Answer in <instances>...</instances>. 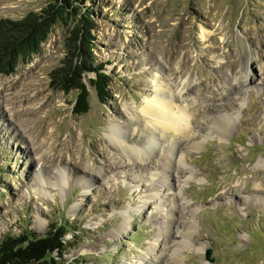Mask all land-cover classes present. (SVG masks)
I'll return each mask as SVG.
<instances>
[{"label": "rangeland", "instance_id": "obj_1", "mask_svg": "<svg viewBox=\"0 0 264 264\" xmlns=\"http://www.w3.org/2000/svg\"><path fill=\"white\" fill-rule=\"evenodd\" d=\"M69 3L0 0V18L50 23L28 61L0 72V237L66 221L65 257L84 264H152L155 244L163 264H264V0ZM88 67L108 96L89 86L78 114ZM158 85L194 111L184 176L160 173L183 132L141 111ZM112 125L130 146L162 141L128 160Z\"/></svg>", "mask_w": 264, "mask_h": 264}, {"label": "trees", "instance_id": "obj_2", "mask_svg": "<svg viewBox=\"0 0 264 264\" xmlns=\"http://www.w3.org/2000/svg\"><path fill=\"white\" fill-rule=\"evenodd\" d=\"M63 0V5H69ZM62 8V7H61ZM48 16L32 14L22 20L12 21L0 18V72H14L19 60L28 61L46 41L49 33ZM84 71L96 73L95 78H76L73 86L79 91L74 112L78 114L89 110V86L94 87L98 96L104 100L108 96L107 75L100 69L85 68ZM68 222H51L44 234L25 229L18 234H4L0 237V264H84L82 257L68 259L65 255L73 247L67 239Z\"/></svg>", "mask_w": 264, "mask_h": 264}, {"label": "bare ground", "instance_id": "obj_3", "mask_svg": "<svg viewBox=\"0 0 264 264\" xmlns=\"http://www.w3.org/2000/svg\"><path fill=\"white\" fill-rule=\"evenodd\" d=\"M159 70V69H158ZM159 72V71H158ZM157 72L156 77L158 78L156 82L158 84H161V81L159 82V73ZM161 75V72H160ZM157 85V83H155ZM159 85L156 86L157 92L153 95V97L147 99L141 108V111L145 114H148L150 123L159 129L163 134L165 135V131H181L183 132L184 139L183 140H177L173 145L170 147V151L168 152V156L166 161L164 162L163 167L160 170V173L162 172H169L170 170L175 169L177 172H182L183 176L191 171L188 167H182L181 169L177 168V159L176 156L179 153L183 152L185 148L188 147L189 141L188 137L190 136V133H192V126L195 124L193 121L194 111L192 112L189 108L185 107L183 109H175L176 105L174 104L172 96L169 97V94L172 92L171 87L167 86L165 88H160L158 91ZM175 95V94H174ZM172 98V99H171ZM29 110L33 111L35 114H39V109L36 108H30ZM202 111V110H201ZM203 112V111H202ZM200 112L199 114H202ZM117 125H112L110 127V132L108 135L112 140L117 141L119 144L122 145V154L124 157H126L128 160L133 159L131 156H135L138 159L141 158L142 153H148L149 150L155 145H159L162 141L160 136H157L153 134V136L147 141L142 144H140V147L137 145L130 146L125 137H124V130L123 127H116ZM127 128V126H126ZM123 132V133H122ZM162 134V135H163ZM177 150V153H176ZM122 156V158H123ZM134 157V158H135ZM126 159V160H127ZM179 161V159H178ZM123 162L125 160H119L118 163L120 165H123ZM155 173V172H154ZM189 233V232H188ZM188 236H184L183 241H187ZM157 244L153 245L152 247V253L156 258V261L152 264H163L162 261V254L163 249L159 252H156ZM170 259H177V255H175V251L167 254ZM173 264V263H172Z\"/></svg>", "mask_w": 264, "mask_h": 264}, {"label": "water", "instance_id": "obj_4", "mask_svg": "<svg viewBox=\"0 0 264 264\" xmlns=\"http://www.w3.org/2000/svg\"><path fill=\"white\" fill-rule=\"evenodd\" d=\"M209 254H210V250H209L208 253H207V257H209Z\"/></svg>", "mask_w": 264, "mask_h": 264}]
</instances>
